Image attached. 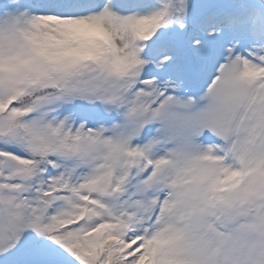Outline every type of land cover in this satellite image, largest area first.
Masks as SVG:
<instances>
[{
	"label": "snow or ice",
	"instance_id": "obj_1",
	"mask_svg": "<svg viewBox=\"0 0 264 264\" xmlns=\"http://www.w3.org/2000/svg\"><path fill=\"white\" fill-rule=\"evenodd\" d=\"M0 264H264V0H0Z\"/></svg>",
	"mask_w": 264,
	"mask_h": 264
}]
</instances>
